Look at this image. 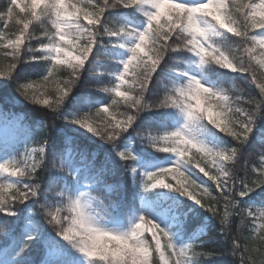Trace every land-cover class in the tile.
<instances>
[{
    "label": "snow or ice",
    "instance_id": "6c2138e0",
    "mask_svg": "<svg viewBox=\"0 0 264 264\" xmlns=\"http://www.w3.org/2000/svg\"><path fill=\"white\" fill-rule=\"evenodd\" d=\"M112 9H136L144 12L147 18L145 26L140 29L129 23H120L111 14ZM21 13L26 15L16 21L21 25L19 35L15 40L9 41L8 47L11 51L6 54L14 62L7 66V70H0V77L17 80L24 78L13 77L12 73L21 60L20 54L26 39H31L29 26L33 22L40 24L43 27L42 36L47 39V43L41 42L42 54L36 55L33 52L30 62L47 61L44 81H49L50 77L54 78L63 65L70 68L73 79L56 82L54 101L51 96L43 98L45 94L40 93L32 82L18 83V89L33 103L47 105L61 118L68 120V116L63 115L59 109L75 84L78 74L84 70L85 61L89 60L98 44H103L102 38L105 35L108 38L116 37V41L110 39L109 43L127 47L130 54L120 62L122 67L114 74L119 82L104 91H111L116 97H122L124 103L135 110L136 115L121 114L126 115L124 120H117L113 116L111 119H105L102 125L96 123L94 126L95 122H90L93 114L88 112L82 117L74 116L72 123L102 140L111 142L113 148H116L121 133L132 127L141 111L150 108H178L185 116L184 125L148 138L152 147L158 151L174 153L176 159L168 167L146 172L142 182L143 189L147 191L165 187L180 192L210 212L213 217H220L224 231L230 228V210L237 207H240L241 225L246 223V218L243 217L246 209L248 216H255L251 211L253 207L258 208V219L264 221V204L249 203L243 199L257 189H264V165L252 170L255 179L249 178V170L245 168V177L237 184L238 177L226 169L229 162L238 159L239 148L210 147L195 132L198 122L207 121L243 146L253 133L257 119L264 116V80L257 75L258 70L264 75V0H260L259 4H255L253 0H78V3H70V0H7L6 7L0 11V19L11 21L14 15L19 17ZM109 24L112 27H108ZM250 30H257L258 34H250ZM219 32L230 33L235 42L248 45L245 48L249 57L247 62L236 56L229 59L225 51H231V48L226 50L213 43L211 37ZM121 37L131 38L132 43L121 41ZM70 48L74 51H69ZM179 50L194 53L199 57L201 65L211 61L220 67L245 74L244 80L250 79L260 89L259 98L252 97L248 101L249 104H254V107L250 111L232 107L225 90L210 87L195 75L189 76L185 83L174 84L168 88L159 103L142 102L144 92L151 90L150 86L157 76V70L165 62L168 53ZM122 85H127L128 90L121 91ZM118 103L117 99L112 100L113 106ZM214 109L221 111L214 112ZM107 112V105L98 107L95 116L100 117L101 113ZM225 114L230 116L226 123L220 120ZM45 126H48L46 122ZM45 144H48L47 140ZM161 145L166 147H160ZM50 148L54 159L63 161L60 171L70 177L75 173L77 177L78 170L72 167L71 154L67 150L64 153L53 151L51 143ZM36 151L35 148H26L21 159L13 157L0 162V213L5 215L4 223L9 229L13 225L7 217L17 216L21 204L29 201L37 203L38 200L31 198L41 195L47 201L57 185L55 180H50L47 188L36 182L39 179L37 169L44 159V148L39 149L40 161L35 159ZM119 156L128 159L131 153L126 155L125 151H121ZM131 171L135 173L136 167H132ZM168 176L175 183H167L165 177ZM208 181L214 182V189L218 190L219 195L212 196V189L206 186ZM55 197L60 198V206L48 208L46 204L40 205L45 209L47 224L78 249L89 264H152L153 252L159 254L163 264H202L203 257L219 254L215 250L196 251L198 247H208L207 242L178 246L171 228L162 226L146 214H140L128 231L108 229L102 226L90 211L95 199L84 191L75 195L68 194L66 205L63 204L64 191L56 193ZM205 197H211L217 205L223 201L222 215L220 209L209 203ZM242 204L244 207H241ZM64 212L68 215H62ZM146 217H150L147 220L150 227L145 224ZM252 222L255 224L256 219ZM28 223L31 225V231L25 237L20 253L29 249L40 236L41 226L33 220ZM258 230L264 233V222L260 223ZM3 231L5 228L0 227V232ZM145 231L151 233L154 244L145 238ZM161 236L166 238L163 245ZM225 239L229 237L226 236ZM230 239L234 250H239V234ZM261 240H264V235L244 245L242 264L252 260L254 255L260 252ZM165 249L168 250L167 257Z\"/></svg>",
    "mask_w": 264,
    "mask_h": 264
},
{
    "label": "trees",
    "instance_id": "16d2710c",
    "mask_svg": "<svg viewBox=\"0 0 264 264\" xmlns=\"http://www.w3.org/2000/svg\"><path fill=\"white\" fill-rule=\"evenodd\" d=\"M74 1L78 2V0ZM190 2H195V0H190ZM253 2L259 4L260 0H253ZM6 5L7 0H0V11H3ZM111 14L120 23H129L140 29L145 26L147 19L144 12L136 9H112ZM25 15V13H21L19 17L14 15L11 21L0 19V70H7V66L14 62L11 57L6 55L11 49L5 46L4 37L19 34L18 30L21 25L16 21L23 19ZM48 26L50 27V23ZM108 27H112V25L109 24ZM256 31L250 30V34ZM29 32L32 33L31 39H26L20 54L21 60L12 73L13 77L24 78L17 80L0 77L2 112L22 118L21 127L12 139L0 138V161L6 160L9 156L19 157L24 149L31 146H42L44 159L37 169L39 179L36 182L45 188L50 180H55L57 185L49 194L47 201L44 200L43 195L33 197L31 199L38 200L37 203L25 202L20 205L17 216L7 217V220L13 225L11 229L4 223L5 215L0 213V227L5 228V231L0 232V264H81L83 254L59 236L51 225L47 224L45 209L40 207L41 204H46L48 208L60 206V198L55 197V194L63 191L67 184L71 187L77 184L91 185L88 193L96 197L98 209L108 221L122 220L128 223L132 215L139 217L140 214L146 213L162 226L171 228L178 246L207 242L208 247H198L196 251L211 252L215 250L219 253L212 257H203L202 264H239L244 252V245L264 235L258 230L260 223L264 221L258 219L257 207L251 208L255 216H248V209L245 210L243 217L246 218V223L244 225H241L240 207L230 210L232 213L230 228L228 231H224L220 217H213L206 209L194 204L189 197L178 194L164 199L159 197L158 191H145L141 186L144 174L161 168L163 162L168 161L171 154L152 147L147 141V137L153 134H163L165 131H173L177 129V123L184 124L181 111L178 108H150L141 111L132 127L125 133H121L116 148H113L111 142L102 140L88 130L72 123L74 116L82 117L88 112H91L95 117L96 109L101 108L100 102L107 105L110 114L115 117L126 118V115L121 114L136 115L135 110L130 109L122 97H116L111 91H104L105 88L114 84L112 75L122 67L116 51L112 48L116 44L109 43L110 39L116 41L117 38H108L105 35L102 38L103 44H98L89 60L85 61L84 70L78 74L75 84L59 109L63 115L68 116V120H65L47 105L33 103L32 100L25 98L18 89V83L32 82L34 86L41 84L43 92L38 89L39 92H47L54 101L56 82L73 79L70 68L63 65L54 78L50 77L49 81L43 80V76L47 74V61L30 62V57L33 52L36 55L42 54L40 51L41 42L47 43V39L42 36L43 27L36 22L29 26ZM211 39L221 48L231 46V51H225V55L230 59L236 56L243 58L245 62L248 61L249 57L245 51L248 45L235 42V38L230 33L219 32ZM29 49L33 51L30 52ZM107 57L112 58L108 59ZM175 70H191L212 80L213 88L225 90V94L230 97V104L234 108L250 111L254 104H249L248 101L252 97L259 98V87L250 79L244 80L245 74L216 64L201 65L199 57L194 53L179 50L168 53L165 62L157 70V76L154 77L153 84L150 86L151 90L144 92L142 102L153 104L163 100L166 90L174 84H178L174 76ZM257 75L261 80H264V75H261L259 70ZM136 94H138V86ZM43 98L48 97L44 96ZM113 99L118 100V105H112ZM45 122L48 126H45ZM203 123L202 134L205 135L209 146L239 148L238 159L229 162L226 169L238 177L236 183L239 184L240 180L244 179L245 168L249 170V178L255 179V173L252 170L264 165V148H262L264 147V116L257 119L253 133L243 146L207 121ZM45 140L48 141V144H45ZM50 143L53 151L64 153L67 150L71 154L72 167L74 170H78L77 177L75 173L70 177L60 171L63 161L59 158L54 159ZM121 151H125L126 155L130 152L131 156L124 159L119 156ZM132 157L136 159L133 160ZM38 159H41V154H38ZM132 167H136L135 173L131 171ZM204 179L207 181L206 177ZM109 185L112 186L110 192L107 190ZM206 186L212 189V196L219 195L218 190L214 189V182L208 181ZM197 196L200 199V196ZM205 199L216 205L222 215L223 201L217 205V202L211 197H205ZM243 199L249 203L264 204V189H257ZM241 207L244 205L242 204ZM253 219H256L255 224L252 222ZM29 220H33L41 226L40 236L29 249L20 253V248L25 243V237L31 231ZM238 234L240 248L234 250L230 237ZM226 236L229 239H225ZM145 238L154 244L149 233L145 234ZM162 241L165 244L166 238L162 237ZM55 248L60 249L58 256L50 254V251ZM165 255L168 256L167 249H165ZM151 259L152 264H163L156 252H153Z\"/></svg>",
    "mask_w": 264,
    "mask_h": 264
},
{
    "label": "rangeland",
    "instance_id": "374dc122",
    "mask_svg": "<svg viewBox=\"0 0 264 264\" xmlns=\"http://www.w3.org/2000/svg\"><path fill=\"white\" fill-rule=\"evenodd\" d=\"M70 3H78V2H76L74 0H70ZM18 35L19 34L5 36L4 37L5 46L8 47L9 41L10 40H15ZM120 40L125 42V43H127V44H131L132 43V39L131 38L121 37ZM80 43L82 44L83 40H81ZM115 50H116V53H117V57L119 58L120 61L126 59L127 56L130 54L129 53V49L127 47L122 48V47H119V45H117V46H115ZM69 51H74V49L70 48ZM184 73H188L189 75L186 76V75H184ZM191 75H195V76L199 77L203 83H205L206 85H208L210 87H213V83L210 80L205 79V78H203V77L199 76L198 74L193 73L191 71H180V70H178L175 73L176 79L180 80L179 84L185 83L189 79V76H191ZM113 79H114V85H112L110 87V89L113 88L115 86V84L119 82L118 80L115 79V75H113ZM35 87L43 92V86L41 84L35 85ZM127 90H128V86L127 85H122L121 86V91H127ZM44 94H45L44 95L45 97L51 96V95L47 94V92H44ZM104 106L105 105H101V108L104 107ZM217 111H221V109H214V112H217ZM112 117H113V115L110 114L109 109H108V112L107 113H101L100 117L92 116V119L90 120V122H95L94 126H95L96 123H99L100 125H102L105 119H111ZM181 117H182V120L185 123L186 122L185 121V116H184V114L182 112H181ZM116 119L117 120H124L126 118H118V117H116ZM228 119H230V116L228 114H225L224 116L220 117V120L225 122V123L228 121ZM21 122H22V118L20 116L4 113V112H2L1 107H0V138H7L8 139L10 137H13L19 131V128L21 127ZM203 122L204 121H200V122H198L195 125V132H196V134L198 135V137L200 139H202L205 143H207L209 145V143L207 142V140L205 138V135L202 134V131H203L202 128H203V124H204ZM183 125L184 124H178V128H181ZM76 126L80 127L79 125H76ZM155 136H159V135H152L151 137H155ZM149 137L150 136H148V138ZM160 147H166V145H161ZM33 148L37 149V151L35 153V159L37 160V153H39V149H41V147H32L31 149H33ZM24 155H25V152L23 153L22 157ZM22 157H19L18 160L21 159ZM10 159H12V158H10ZM175 159H176L175 154L171 153L169 155V160L164 162V164L161 166V168L170 166L175 161ZM165 181L167 183H175V181H173L170 176L165 177ZM107 187H108V191H110L111 190L110 186H107ZM89 188H90L89 186H86L84 184H77L75 187H70L69 184L65 185L64 190H63L65 192V198H64L63 204H65V205L67 204V195L68 194L75 195V194H78L79 192H82V191L87 193ZM69 190H70V192H69ZM149 190L158 191L157 194L159 195V197L164 198V199H167V198L171 197L172 195L176 196L178 194H181V193H179V192H177L175 190L168 189V188H165V187H157V188L149 189ZM9 191H12V190H9ZM194 194H196V193H194ZM91 196L93 197V195H91ZM197 198L199 199L198 196H197ZM193 202L195 204H198L195 201H193ZM96 204H97L96 201L93 200L92 207H91L90 211H92V214L97 217L99 223L102 226H104V227H106L108 229H112V230L119 231V232L128 231V230L131 229V227L134 225V223L139 218L137 215H132V217L130 218L128 223H125L122 220L116 221V222L108 221L106 218H104L102 216V213L100 212V210L98 209ZM62 215H68V213L64 212V213H62ZM148 219H150V217H146L145 224L150 227V225L147 224V220ZM146 232L147 231H145V233ZM162 237L163 236H161V243L163 244ZM59 253H60V249H57V248H55V249L50 251V254L52 256H58ZM82 258L83 259H82L81 264H88V261L86 260V258L84 256Z\"/></svg>",
    "mask_w": 264,
    "mask_h": 264
},
{
    "label": "clouds",
    "instance_id": "9594fccd",
    "mask_svg": "<svg viewBox=\"0 0 264 264\" xmlns=\"http://www.w3.org/2000/svg\"><path fill=\"white\" fill-rule=\"evenodd\" d=\"M224 48L226 50H230L231 46H225ZM210 64H214V63L211 61L206 63V65H210ZM259 243L261 245L260 252L256 253L252 260L245 261L244 264H264V240H261ZM239 264H242V262L240 261Z\"/></svg>",
    "mask_w": 264,
    "mask_h": 264
},
{
    "label": "bare ground",
    "instance_id": "6f19581e",
    "mask_svg": "<svg viewBox=\"0 0 264 264\" xmlns=\"http://www.w3.org/2000/svg\"><path fill=\"white\" fill-rule=\"evenodd\" d=\"M101 104H103V103L101 102Z\"/></svg>",
    "mask_w": 264,
    "mask_h": 264
}]
</instances>
